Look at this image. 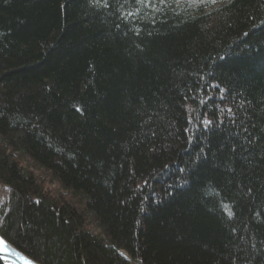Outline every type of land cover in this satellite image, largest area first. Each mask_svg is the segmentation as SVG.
<instances>
[{
    "label": "trees",
    "instance_id": "1",
    "mask_svg": "<svg viewBox=\"0 0 264 264\" xmlns=\"http://www.w3.org/2000/svg\"><path fill=\"white\" fill-rule=\"evenodd\" d=\"M122 3L0 0V234L42 264H264V0Z\"/></svg>",
    "mask_w": 264,
    "mask_h": 264
},
{
    "label": "snow or ice",
    "instance_id": "2",
    "mask_svg": "<svg viewBox=\"0 0 264 264\" xmlns=\"http://www.w3.org/2000/svg\"><path fill=\"white\" fill-rule=\"evenodd\" d=\"M93 2L97 5V6H102V7H109V0H93ZM135 4L139 5L140 8H156L157 4H170L172 3V0H134ZM188 3H198L199 5H204L207 3H215L216 0H187ZM130 3V0H123L122 3V7L125 5H128ZM140 8H137L136 11H139ZM125 19L129 18V17H134V12L132 11H127L126 13H123ZM245 35H247V33H245ZM223 91V90H221ZM228 111H231V109H229ZM205 123H210V121H205ZM249 191H251V189H249ZM227 207V206H225ZM229 215H231V213H229ZM233 231H235V229H233ZM0 246H6V242L0 238ZM253 247H255V245H253ZM21 259L25 260V264H34V261L29 260V259H25L24 257H21Z\"/></svg>",
    "mask_w": 264,
    "mask_h": 264
},
{
    "label": "water",
    "instance_id": "3",
    "mask_svg": "<svg viewBox=\"0 0 264 264\" xmlns=\"http://www.w3.org/2000/svg\"><path fill=\"white\" fill-rule=\"evenodd\" d=\"M1 190V188H0ZM0 238H2L6 242V246H0V260L5 264H25V260L21 259L24 257L25 259H29L34 261V264H42L20 250L16 247L12 242L8 241L0 234Z\"/></svg>",
    "mask_w": 264,
    "mask_h": 264
},
{
    "label": "rangeland",
    "instance_id": "4",
    "mask_svg": "<svg viewBox=\"0 0 264 264\" xmlns=\"http://www.w3.org/2000/svg\"><path fill=\"white\" fill-rule=\"evenodd\" d=\"M0 186H1V185H0ZM48 186L54 188V184H53V183H49Z\"/></svg>",
    "mask_w": 264,
    "mask_h": 264
}]
</instances>
